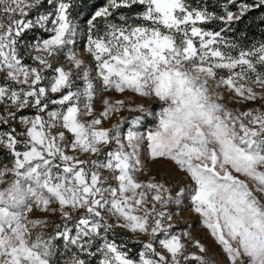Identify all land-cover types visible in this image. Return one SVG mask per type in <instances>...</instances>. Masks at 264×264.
Wrapping results in <instances>:
<instances>
[{"label":"snow or ice","instance_id":"obj_1","mask_svg":"<svg viewBox=\"0 0 264 264\" xmlns=\"http://www.w3.org/2000/svg\"><path fill=\"white\" fill-rule=\"evenodd\" d=\"M257 20L264 0H0V264H264Z\"/></svg>","mask_w":264,"mask_h":264},{"label":"trees","instance_id":"obj_2","mask_svg":"<svg viewBox=\"0 0 264 264\" xmlns=\"http://www.w3.org/2000/svg\"><path fill=\"white\" fill-rule=\"evenodd\" d=\"M241 29L247 31L250 37H255L257 39L260 38L261 31L264 30L261 26H259L258 20L255 22H246L245 25L241 26Z\"/></svg>","mask_w":264,"mask_h":264},{"label":"rangeland","instance_id":"obj_3","mask_svg":"<svg viewBox=\"0 0 264 264\" xmlns=\"http://www.w3.org/2000/svg\"><path fill=\"white\" fill-rule=\"evenodd\" d=\"M154 108L156 107L155 105L153 106ZM119 231V230H118Z\"/></svg>","mask_w":264,"mask_h":264}]
</instances>
